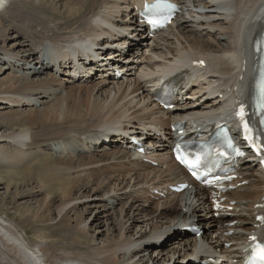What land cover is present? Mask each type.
I'll return each mask as SVG.
<instances>
[{
  "label": "bare ground",
  "instance_id": "1",
  "mask_svg": "<svg viewBox=\"0 0 264 264\" xmlns=\"http://www.w3.org/2000/svg\"><path fill=\"white\" fill-rule=\"evenodd\" d=\"M5 1L0 0V10L16 12L0 14L9 23L0 20V42L13 37L9 45L0 46V60H8L0 61V130L11 123L5 134L0 131V157L8 164L7 173H0V189L7 196L14 194L12 203L17 197H37L36 206L24 212L43 224L33 227L35 240L29 241L25 229L20 232L0 208V264H192L203 259L206 250L222 264L237 259V244L221 247L224 241H244L246 232L255 230L254 205L263 194L258 167L243 164L244 176L235 184L247 183L227 194L225 202L235 200L232 208L238 213L226 220L213 217L208 192L196 185L163 199L150 188L162 190L184 178L183 169L169 157L170 119L206 121L229 96L237 101L243 90L247 96L246 64L252 54L246 42L264 31V0H176L184 13L153 38L134 27L132 34L140 42L118 36L114 28L129 29L134 22L130 8L142 0H15L10 8L3 6ZM102 21L113 29L107 30ZM10 30L15 33L8 34ZM103 33L109 36L100 38ZM87 35L100 46L126 43L129 70H135L116 80H75L43 68L42 61L41 69L32 66L43 46L58 50ZM20 36L25 41H19ZM134 48L139 54L132 53ZM110 53L120 64L122 54ZM199 59L205 61L197 68L202 74L192 81L183 103L171 112L157 106L151 86L158 68ZM11 106L21 110L3 111ZM116 126L141 139L147 154H133L130 143L121 145L125 138L118 134L110 135L109 143L95 145L103 131ZM39 157L43 163L28 174L31 159ZM29 179L32 186L22 190ZM193 217L203 230L200 241L205 248L180 230ZM57 218L70 230L71 242L52 235L49 228ZM231 221L237 223L226 227ZM230 229L236 233L225 236ZM156 231L163 239L152 246L148 240ZM97 239L102 242L97 244Z\"/></svg>",
  "mask_w": 264,
  "mask_h": 264
},
{
  "label": "rangeland",
  "instance_id": "2",
  "mask_svg": "<svg viewBox=\"0 0 264 264\" xmlns=\"http://www.w3.org/2000/svg\"><path fill=\"white\" fill-rule=\"evenodd\" d=\"M14 3H16V2H14ZM14 3L12 4V5H9L8 7L10 8L11 6H15L14 5ZM22 5L23 6H27V5H25L24 3H22ZM3 12L5 13V15L7 14V15H11V14H14L16 11H15V9L14 8H10L9 10H7L6 9V12H5V10H3V11H0V14H3ZM28 12H30V10H28ZM0 20L2 21V23L4 24V25H7V24H9L8 22H6L5 20H2V18L0 17ZM13 33H15L13 30L11 31L10 30V33L8 32V34H12L13 35ZM218 35H220V36H223L222 34H220V33H217ZM224 37V36H223ZM11 39H13V37L11 38H7V40L5 41V43L4 42H0V46H3V44H4V46L6 47L7 45H9V43L12 41ZM18 40L19 41H25V38L23 37V36H20V38H18ZM224 40V39H223ZM8 42V43H7ZM27 42V41H26ZM34 46V45H33ZM1 61V60H0ZM4 61V60H3ZM32 66H38V64L36 63V65H33L32 64ZM28 108V107H27ZM13 110H21V108L20 107H18V106H11L10 108H7V109H4L3 111H13ZM17 111V112H18ZM3 119L5 120V121H8L7 119H5V118H1V121H3ZM14 121V120H13ZM10 123V122H9ZM11 124V123H10ZM10 124H5V126H3L2 128H1V133L2 134H5L6 133V131L9 129V127H10ZM8 128V129H7ZM5 131V132H4ZM11 149V148H10ZM9 149V152H11L12 150H10ZM3 161H5V160H3V158H1L0 157V173L1 174H3V175H5L6 173H7V171H8V164H4V162ZM43 161H44V158L43 157H39L38 159H31V162L29 163V165H30V169H29V172H28V174H30V173H34L35 172V168L37 169V166L38 165H40V164H42L43 163ZM32 170V171H31ZM27 174V175H28ZM28 184L27 185H23L22 186V190H28L31 186H32V179H29L28 181ZM26 187V188H25ZM29 187V188H28ZM13 195L14 194H12V192H11V194L9 195V196H7V194H5V191H4V189L3 188H1L0 189V208H1V211H4V212H7L8 213V215H10V217L11 218H13V221L15 222V224L16 225H18V229L20 230V232H23V230L25 229V231H26V238L29 240V241H31V240H35V236H36V233L34 232L35 231V227L37 228V227H39V226H41V224H43V223H41V222H32V219L28 216V215H26V213L24 212V211H26V207H28V206H32L33 208L36 206V203H37V197L36 198H27V197H23V198H18L17 197V199H15V200H17L16 202L14 201L13 203L11 202L12 201V198H10V196L11 197H13ZM39 198H40V196H39ZM30 199V200H29ZM22 200V201H21ZM36 202V203H34V201ZM4 201V202H3ZM5 201H7L6 203L7 204H5ZM9 202V203H8ZM82 203H80L81 205H80V207H82V206H84L83 205V201H81ZM87 202V199L85 200V203L84 204H87L86 203ZM15 203V204H14ZM18 203V204H17ZM89 203H92L91 201L90 202H88V204ZM12 205V206H11ZM13 205H14V207H13ZM6 206V207H5ZM8 206V207H7ZM10 208V209H9ZM12 211V212H11ZM24 212V213H23ZM22 215V216H21ZM20 217V218H19ZM28 218H30V219H28ZM22 219H24V220H22ZM18 220H20V221H18ZM60 221H59V218H57V219H55L52 223H51V225H50V227L51 228H49L50 229V231H52L51 233H52V235L53 236H55L54 238H60V240H62L63 242H71L72 241V239H70L71 237V234H69V232H70V230L68 231V230H66L67 229V227H65L64 226V224H62V223H59ZM34 223V224H33ZM56 225V226H55ZM34 227V228H33ZM104 227V226H103ZM69 228V227H68ZM54 229V230H53ZM103 229V228H102ZM62 230L63 231H65V233H68V237L67 238H64V237H62V234H63V232H62ZM67 231V232H66ZM92 232H93V230H92ZM58 235V236H57ZM103 235V234H102ZM103 238V237H102ZM69 239V240H68ZM98 241V242H97ZM100 242H102L100 239H97L96 240V243L98 244V243H100ZM92 243H94V242H92ZM90 244H91V242H90ZM83 246H84V244H82Z\"/></svg>",
  "mask_w": 264,
  "mask_h": 264
},
{
  "label": "snow or ice",
  "instance_id": "3",
  "mask_svg": "<svg viewBox=\"0 0 264 264\" xmlns=\"http://www.w3.org/2000/svg\"><path fill=\"white\" fill-rule=\"evenodd\" d=\"M150 23H154V21H150ZM260 90H261L262 96H264V81L261 82ZM238 115H239L240 119L243 120V118H244V110H243V107H241ZM244 127H245V130H248L247 124H245ZM177 158L178 159H181V157H179V156ZM181 162H185V161L181 160ZM260 259L261 260H264V249H261Z\"/></svg>",
  "mask_w": 264,
  "mask_h": 264
}]
</instances>
